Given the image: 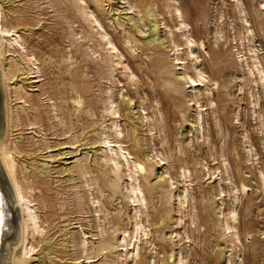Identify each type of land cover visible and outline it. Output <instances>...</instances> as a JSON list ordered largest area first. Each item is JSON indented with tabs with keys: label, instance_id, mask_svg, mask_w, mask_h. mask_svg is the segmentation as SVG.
<instances>
[{
	"label": "rangeland",
	"instance_id": "obj_1",
	"mask_svg": "<svg viewBox=\"0 0 264 264\" xmlns=\"http://www.w3.org/2000/svg\"><path fill=\"white\" fill-rule=\"evenodd\" d=\"M2 1L5 13L8 14H6L8 22L15 24V27L17 26L16 30L22 35L28 54H33L37 57L38 61L36 62L38 64H36V67L38 65V68L41 69V73L36 75L41 76L42 80L39 83H32L34 79L30 77L32 75L35 76V74H24V72L27 73V70L20 56L17 53L8 54L10 59L13 57V60L16 59L18 63H22L13 69L17 75L11 82V87L13 88L16 82L26 86L30 99V103L26 104V108L35 106L39 107L42 111H46L49 109L50 104V107L53 105L58 107H55V109L50 108L54 111L52 113L60 114L57 121L56 119L44 121V124L42 123L40 126L43 131H40L36 126L24 127L26 121L23 119L22 124L18 127V131L14 129L15 132L11 136L12 140L15 138L17 142H21V146L23 147V152L18 157L21 160L22 166L24 163L23 170L29 173L36 171L38 175L37 180L45 185V187L39 185V188L35 191L36 196L41 192L47 202L45 203V208L40 210L41 217L46 220V231L35 255L36 260L39 259L44 264L89 263L86 259V254L79 253L72 244H68L67 248L64 249V245L70 235L79 237L82 235L80 232L84 230L88 233L90 248L94 245L96 246L101 241L113 245L112 249L104 251L103 254L101 253L97 257H94L96 255L95 252L91 253V257H94L91 259L92 264H116L117 256L121 254L122 248L117 247V241L122 237L121 230L127 229L131 231L130 215L134 213L133 205L121 193L114 194L107 182L99 180V184L103 189V194L101 195L103 197L100 199L104 213L94 211V206L91 204L87 205L85 210L77 208V198L80 196L77 191L83 193L84 189H77L82 183H80L81 180L74 173V170L71 169L77 157L82 158L87 154L89 158L91 157V160L88 159V165L97 171L93 174L94 176L96 173L102 174L101 172L107 169L102 161L101 144L93 140L97 139L96 131L98 132L105 125H110L111 120L109 119L111 117L104 118L101 109L103 107L102 98L106 96L104 94L106 93L105 91L112 88L114 94L121 89L127 90L126 110L122 111L124 116L118 119V122L125 128L124 121L130 119L128 122L135 126V136L142 143V146L138 147V150L144 154L146 164L149 163L147 162V155L150 151V140L155 144L154 148L159 152L160 157L163 156L162 158H165V161H162L163 164L158 163L154 165V171L148 177L149 184L140 178L142 184L147 188L145 195L147 196L148 205L146 209L144 206L141 207V220L144 222L148 236L142 235V241L139 242L141 255L137 258V262L139 264H155V261L153 262L155 258L158 264L161 262L164 264H175L176 255L180 251H186L187 249L188 257L186 264H224L225 260L235 261L236 264H264V186L260 185L261 183L254 176L257 169L264 171V133H260L262 129L264 130V126L261 127L260 125L261 119L264 123V91L255 92L257 97H260L259 105L261 106L256 107V111L261 115L260 120H258L257 117H253V106L249 104L250 99L247 90L250 85L246 84L244 86V91H246L244 94H239L236 91V85L240 84L239 78H242L243 75L238 62L237 52L239 50L244 56L245 53H248V48L240 46L242 39L248 36V33H246L245 24L240 19L241 15L233 0H178V6L181 8L184 21L189 25L193 39L197 43H201V40L204 43V49L206 50H201L197 47L195 49L202 64L201 68L207 76H211L217 80L221 86L217 91L214 90V86H211L212 92H214L211 98L216 105L214 108L216 117L212 115L211 107L207 105L208 97L205 95L201 97L200 102L203 106L206 104L204 107L208 108V111L204 112V116L206 117L204 134L206 136L205 139L202 138L200 140H196L193 136L195 131L191 134V123L184 121L182 117L183 114L186 116V119L190 120L194 113L192 111L193 108H188L185 104L179 106L181 101L184 102L186 100L185 98L189 100V97L186 96L189 95L190 88L183 90V94L180 97L181 101H174L167 92L164 80L162 79L171 77L170 73L178 74L181 72L180 66L173 60L175 56L172 53L171 44L166 39L164 33L166 30L162 29L164 28V24L171 29L176 24L175 18L172 15V8H169V0H105V7L107 8L104 7L103 9L102 24L117 44L119 51L124 54L127 65L134 71L136 76L134 82L127 81L121 74L119 67L116 68L115 77H111L110 57L105 50L103 41L97 38H92V40L81 38L86 30H90L87 22L85 23L82 20L81 14L76 11L77 6H84V3L81 1L78 3L74 1L70 2V0ZM85 1L91 6L90 9L94 10L92 1ZM128 2H131L135 8L142 11L140 16L136 13L137 9L129 11L127 8L129 6ZM240 3L244 10L242 16L245 15V18L249 20L250 29L254 33L252 46L258 50L259 58L264 65V10L261 7L260 0H240ZM95 14L99 16L97 10H95ZM151 14H154V17ZM129 16L130 18L135 17L138 19L143 16L144 19L140 22L141 24L158 20L161 28L159 36L161 37L162 44H158L151 49H145L141 43H138L133 48L134 50L132 49L133 52L129 50V45L128 47L125 46V48L123 43L125 41L124 38L128 39L133 35L144 40L148 35L146 34L148 33V26L144 27L146 29L143 28L145 31L142 34L138 33L137 30L134 31L131 27L132 23H128ZM215 18L221 20L222 34L224 36L223 39H219L216 46L214 45V36L211 34V31L214 29ZM117 22L123 24V27ZM177 35L178 33L174 35V40L176 43L181 44L182 41ZM245 41L247 43V39ZM81 43L82 45H80ZM88 47L97 53L98 57L94 53L90 54L91 50ZM90 56L93 58L92 60ZM9 60L7 62H10ZM188 63L190 64V62ZM218 71L221 72L222 76L217 74ZM30 79L33 81H30ZM117 81H120V84ZM222 85H226V88H222ZM32 86H36V89L33 90ZM76 92L82 95L85 104L81 112H78L76 107L73 108L71 104ZM42 94L44 95L42 96ZM129 96L132 99L131 102L128 101ZM17 106L20 115L24 117L25 114L20 112L21 105ZM140 107L146 109L149 115H154L156 130L152 132L153 136L147 133L148 122H142L139 118L140 115L143 116L144 114L142 109L140 110ZM89 108L94 111L93 114ZM32 112L28 110L26 112L30 118L33 117ZM64 112L66 113V117L64 118V123L60 125L59 120L61 117H64ZM234 112H237L238 119L235 118L236 113ZM213 117L216 118V121L220 120L219 127L215 126L216 121ZM159 129L163 130V133L159 132ZM207 129L208 131L206 132ZM38 130L39 133L37 134ZM81 132L82 134H80ZM124 134L127 137L126 129ZM157 134H159L160 138H158ZM248 135L254 151V158L252 157V162L250 163L246 162L247 156L242 146L244 137ZM87 139L91 140L89 145L85 146L84 144L88 142ZM134 139V137H131V141H127L125 146L129 149L135 146ZM160 144L161 146L164 145L161 147ZM71 145L72 147H70ZM213 146L216 153L212 150ZM47 147L50 148L46 149ZM221 148L225 149V151ZM172 149L175 153L172 152ZM179 150H183L184 152L180 153ZM194 158L201 163L203 162L202 164L207 166L205 168L207 171L205 169L202 170L199 165L196 166L193 162ZM156 160L158 161V159ZM34 166L37 169H34ZM180 167H187L189 169L191 177L187 178L186 183H184L186 179L178 175V172H181ZM225 167L230 169L228 173H226ZM65 168L68 169L67 172ZM167 171H169L168 176L166 175ZM210 171L212 174H210ZM201 172H207L205 178H201ZM228 174L232 177L233 181L230 187V182L227 181ZM109 177L113 178L114 174L109 172ZM169 177L175 183V188L171 191L172 194H177L182 187L188 188L189 192L191 191L188 207L185 206L186 210L182 209L183 214L180 212V208H177V199L170 198ZM124 179L123 177L119 180L121 186L125 182ZM242 182H245L247 185L246 194L240 191L238 193L233 192L234 194L229 192L231 191V187H240ZM217 184L222 186L225 192L221 195V198L217 196ZM262 184L264 185V183ZM94 186L92 190L99 188L97 184ZM150 187L153 188L151 192L148 191ZM227 190L228 192H226ZM228 193L229 195H227ZM233 207L238 212V230L241 236V243L236 245L237 249H240L239 258L236 257L235 259H233L235 251L231 249V238L223 235L222 232V222L224 220L222 213L227 215ZM95 212L99 214L96 215ZM145 214L149 216L146 218ZM179 215L182 217V224L178 226L177 217L180 218ZM97 216L101 219L97 220ZM191 216L193 217L192 219ZM17 219L15 222H17ZM189 219L192 220V223L194 222V225L191 224ZM98 224L103 227V237L95 236ZM11 231L13 232L11 238L13 237L12 240H14L17 235V229H12ZM174 233H179V237L175 238ZM48 239L51 241L50 243H47ZM127 239L129 240V238ZM149 242L150 244L151 242L156 244V249L154 248L155 252H153L154 250L150 251L151 249L149 248L151 246H149ZM172 255L175 257H171ZM125 264H133V262L132 260H127Z\"/></svg>",
	"mask_w": 264,
	"mask_h": 264
},
{
	"label": "bare ground",
	"instance_id": "obj_2",
	"mask_svg": "<svg viewBox=\"0 0 264 264\" xmlns=\"http://www.w3.org/2000/svg\"><path fill=\"white\" fill-rule=\"evenodd\" d=\"M71 1L72 2L74 1L75 3H78L81 1L82 3H84V6H79V7L77 6L76 11L81 14L82 20L85 23L87 22L90 30H86L85 34L81 38H83L84 40H86V38H88L90 40H92V38H97L100 41H103V44L105 46V50L107 51V53L109 54V57H110L111 77H113V78L115 77L114 73L116 71V68L119 67L121 74L126 78V80L130 81V82L131 81L134 82L135 77H136L134 74V71L132 70V68L130 66L127 65L124 54L119 51L117 44L114 42L113 38L110 37L109 33L106 31L104 25L102 24V19H103L102 13L104 12L103 9L106 6L105 0H91L92 5L94 7V10L90 9L91 6L89 4H87L85 0H70V2ZM2 2L3 1L0 0V93H1V95H0V218H2V224H0V264H44L41 260H39V259L36 260V256H35L37 254V250H38L39 246L42 243V240H43L42 237L44 236L45 231H46V227H45L46 220H44L41 217L40 210L45 208V206H46L45 203H47V202H46L45 198H43V195L41 192H39L37 196L35 193V191H37V189L39 188V185H43V183L41 181L37 180L38 175H37L36 171L29 173V172H25V170H23L24 163L22 162L23 163V166H22L21 162H20L21 160L18 159L19 155L23 152V147L21 146V142H19V141L17 142L15 140V138L12 140L11 136H12V133L15 132L16 129L18 131V127L22 124L23 119H25V121H26V125H24V127L25 126H31V127L36 126L40 131H43L40 127L42 125V123L46 120L51 121L53 119H56V121H57V119H59L60 114L58 115V114L52 113L54 111H52L50 108L55 109V107L56 108H58V107L54 106V105L50 107V104H49V109L47 108L48 110H46V111H42L39 107H35V106L34 107L30 106L31 108L30 107L26 108V104L30 103V99L28 97V91H27L26 86L24 84H18L16 82L14 87L13 88L11 87L12 86L11 82L14 80V78H16V75H17L15 73V70H13V69L16 68V66L18 64H22V63H18L16 61V59L13 60V57L10 59L8 54L17 53L20 56L21 61L23 62V65L25 66V69L27 70L26 71L27 73L24 72V74H29V75L35 74V76L32 75V77H30V78L34 79V81L32 79H30V81L31 80L33 81L32 83H39L42 80L41 76L36 75V74L41 73V69L38 68V65L36 67V64H38L36 62V61H38L37 57L33 54H28L27 47L24 46L25 41H23L22 35H20L18 33V31L16 30L17 26L15 27V24L8 22L7 16H6L7 13H5ZM233 2L236 4L237 9L239 10V14L241 15L240 19L242 20L243 24H245L244 26L246 29V33H248V36H245L244 39H242V43L240 44L241 47L248 48V50H247L248 53H245V56H244V55H242L243 54L242 52H239V50L237 52L238 62H239L240 67L243 71V75H242V78H239L240 84L236 85L237 86L236 91H238L239 94L240 93L244 94V93H246V91H244V86L246 84L250 85L247 92L249 94L248 97L250 99L249 104L253 106L252 115H253V117H257L258 120H260L261 115H260V113H258L256 111V107L260 106L259 105L260 97H257V94L255 92H260L261 90L264 91V65L259 58L258 50L252 46L254 33L250 29L249 20L245 18V15L242 16V14L244 13V10L242 9V5L240 3V0H233ZM128 4H129V6H127V8L129 9V11L137 9V8H135L134 4H132L131 2H128ZM260 4L262 5L261 6L262 9L264 10V0H260ZM54 8H56V7H54ZM105 8H107V7H105ZM169 8H172V15L175 18L176 24L174 25V27H172V29L164 24V26H163L164 28H162V29L166 30L164 32L166 39L171 44L172 48L170 47V45H169V47L171 48L172 53L175 56L173 60H175L177 62V65L180 66L181 72L178 74L170 73L171 77L162 78V79L164 80V84L167 88V92L170 94L172 100H174V101L175 100L181 101L180 97L183 94V90L186 88L187 89L190 88L189 95L186 96V97H189V100H187V98H185L186 100L184 102L181 101V104L179 106H182L185 104L186 107L193 108L192 111L194 113H193L192 117L190 118V120L186 119V116L183 114H182V117H183L184 121H188L191 123L192 128L190 129V132L192 134L193 131H195V134H193V136L196 138V140H200L202 138L205 139L206 135L204 134V132H205V118L206 117L204 116V112L206 113L208 111V108H205L204 106L206 104L203 106L201 104L200 100H201V97H203L204 95L208 97L207 105L211 107L212 115L214 117H216V112L214 110L216 105H215L213 99L211 98V95H214V92H212L213 89L211 88V86H214V90H216V91L221 86L217 80H215L211 76H207L205 71L201 68L202 64H201V61H199V56L196 54L195 49H196V47L201 49V50L204 49V43L202 42V40L200 41L201 43H197L193 39V36L191 35V32H190L189 25L184 21V16H183V13L181 11V8L178 6V0H169ZM95 10H97V13H99V16H97L95 14ZM61 12H58V13H61ZM136 13L140 16L142 11L137 9ZM58 15H60V14H58ZM13 16H15V15H13ZM60 16H62V15H60ZM151 16L154 17V14H151ZM143 19H144L143 16L139 19L135 18V17L130 18V16H129L128 23L129 22L132 23L131 27L134 29V31L137 30L138 33L142 34L145 31V30H143V28L148 26V33H146L148 35H147V38H145L144 40H142L141 38L135 37L133 35H131V37L128 39L124 38L125 39V41L123 42L124 47L125 46L128 47V45H129V48H130L129 50H131L132 52L134 50L133 48L138 43H141L142 47L143 48L145 47V49H151L152 47H155L158 44H162L161 37L159 36L160 29H161L160 28V22L158 20L157 21L153 20V21L147 22L148 25H147V23L141 24L140 22H142ZM215 19L217 21L216 20H215L216 22L214 21L215 25H214V29L211 31V34L214 36V39H215L214 45L216 46L219 39H223L224 36L222 34L223 31H222V26H221V22H220L222 19L221 18H220L221 20H218V18H215ZM117 23L123 27V24H121L119 22H117ZM144 29H146V28H144ZM176 33H178L177 36H179L180 40L182 41L181 44L176 43V41L174 40L175 39L174 35ZM74 35H75V33H74ZM121 36L123 37L122 34H121ZM165 36L163 34L164 38H165ZM245 39H247V43H246ZM75 40H76V38H75ZM87 43L89 44L88 41H87ZM80 45H82V43ZM30 48H31V46H30ZM88 48L90 49V47H88ZM204 50H206V49H204ZM92 51L93 50H91V52H89V53L90 54L94 53L95 56H97L96 55L97 53H95L94 51L92 52ZM85 53H87V52H85ZM182 54H183V57H182ZM45 55H47V54H45ZM87 55H89V54H87ZM92 59L93 58L91 57V60ZM8 60L10 62H7ZM188 62H190V64ZM23 70H24V68H23ZM217 74H219V76H222L221 72H219V71ZM226 76L228 77L227 74H226ZM229 78H230V76H229ZM127 81H126V83H127ZM117 82L120 84V81H117ZM32 87H33V90L36 89L35 88L36 86H32ZM222 88H226V85H222ZM105 90H107V89H105ZM124 90L125 89H121L118 91L116 90L117 93L114 94L112 88L108 89L107 91H105L106 93H104V94H106V96L104 98H102V106L103 107L101 110H102V113L104 114L103 117L104 118L111 117L109 119V120H111V122L109 123L110 125H105V126H103L104 128H102L101 130L99 129L98 132L96 131L97 139L93 140V141L99 142L101 144V146L100 145L99 146L101 147V152L103 154L102 161H103L104 165L107 167V169L105 171H102L101 172L102 174L96 173L94 176L93 174L97 171L93 170V168H91L88 165V159L91 158V157L89 158L87 156L88 154L82 158L77 157L76 161L74 160V163L72 164L71 169L74 170V173L81 180L80 183H82L81 185H79L80 183L78 184L79 186L77 189H80V188L84 189L83 193H81L80 191H77L80 194V196H78V198H77V203H76L77 208H79L81 210H85L87 208V205L91 204L94 206V209H95V210L93 209L94 211L104 213V211H102L103 205H102V202L100 199L101 197H103V196H101L103 194V189L101 188V186L99 184V180H101L102 182H107V184L110 186V188L114 194L121 193L124 196V198L130 204L133 205L134 213H133V215H130V224L132 225V228H131V231H128L127 229H123L120 231L122 237H121V239H119L117 241V247H119V248L121 247L122 250H121V254L117 256L116 264H125V262L127 260H132L133 264H139L137 262V258H139L141 255V252H140L141 247H140L139 242L142 241V235H144L146 237L148 236V232L146 231V227L144 226V222L141 220V217H142L141 207L144 206L146 209L147 205H148L147 196L145 195V190H147V188L144 184H142V181H140V178H142V180H144V181H147L149 184L150 182L148 180V177H149V174L154 171V167H155L154 165H157L158 163H162V161L165 158H162L163 156L160 157L161 155L154 148L155 144L153 143L152 140H150V142H149L150 151L147 155V162H149V163L146 164L144 154L138 150V147H141L142 143L135 136V133H136L135 126L133 124H131L130 122H128L130 119H128L127 121H124L125 128L123 127L122 124H119L118 119H121L124 116V114H122V111L126 110L125 107L127 105V103H125V101H126L128 95H127V90H125V91ZM43 95L44 94H42V96ZM39 96H41V95H39ZM32 99L35 100L34 98H32ZM155 99H156V97H155ZM131 100L132 99L129 96L128 101L131 102ZM63 102H64V99H63ZM13 103H14V105H13ZM71 104L73 105V108L76 107V110L78 112H81V110L84 108L85 104L83 102V97L79 92H76L75 98L73 99V103L71 102ZM17 105H19V106L21 105L20 106V108H21L20 112L25 114L24 117L20 115ZM155 106H156V103H155ZM228 108H230V107H228ZM70 109H72V108L70 107ZM141 109H142L144 114H143V116L140 115L139 118L141 119L142 122H146V123L148 122V132L147 133H149L150 136H153L152 132H154V130H156V123H154V118H153L154 115H152V114L149 115V113H147L146 109H144L143 107L142 108L140 107V110ZM27 110L33 111L32 112L33 113L32 118H30L29 115L26 113ZM90 111L93 114L94 111H92L91 109H90ZM237 112H234V113H236L235 114L236 119H238L237 118L238 117ZM158 113H159V111H158ZM234 113H233V115H234ZM63 114H64V117H61V119L59 120L60 125L64 123V118L66 117V113L64 112ZM209 119H210V117H209ZM214 119L216 121V118H214ZM236 119H234V120H236ZM162 122H164V121H162ZM232 123H233V121H232ZM260 125H261V127L264 126L262 119H261ZM207 126H208V124H207ZM215 126L216 127L220 126V120L216 121ZM164 127H165V125H164ZM125 129L127 130V137L125 136L126 134H124ZM161 129H159V132L161 131L163 133V130H161ZM39 130L37 131V134L39 133ZM33 131H35V130H33ZM207 131H208V129L206 130V132ZM259 131H261V130H259ZM263 131L264 130L262 129V131L260 133H264ZM80 134H82V132ZM245 134H246V132H245ZM157 135H158V138H160L159 134H157ZM147 136H149V135H147ZM131 137L135 138L134 142L136 144L131 149H129L127 146H125V143L127 141H131ZM87 140H88V142L84 144L85 146L89 145V142L91 139H87ZM44 142L46 143L45 140H44ZM75 143H77V142H75ZM178 144H179V142H178ZM145 145H146V143H145ZM160 146H161V144H160ZM242 146H243L245 154L247 156L246 162L247 163L252 162V157H253L254 151H253V148L250 144L249 135L244 137ZM70 147H72V145ZM219 147H220V145H219ZM49 148L47 147L46 149H49ZM87 148L89 149V147H87ZM173 148H174V146H173ZM82 149H83V147H82ZM177 149H179V148H177ZM221 149L223 150V148H221ZM212 150H214V146H213ZM223 151H225V149ZM76 152H78V151H76ZM76 152H74V153L76 154ZM172 152L175 153L174 150ZM179 152L182 153L184 151L179 150ZM214 152H215V150H214ZM70 154H73V153H70ZM49 157L51 158V156H49ZM191 157H190V160H191ZM206 157H207V155H206ZM244 157H245V155H244ZM156 159H158V161ZM255 160H256V158H255ZM151 161H153V162H151ZM187 162H188V160H187ZM193 162H194V164H196V166L199 165L202 170L207 167L204 164H202L203 162L201 163L196 158L193 159ZM26 164H27V162H26ZM244 164L246 165L245 162H244ZM178 167H179V165H178ZM187 167H180L181 172H178V175L182 176L183 179H186L185 181L183 180L184 183L187 182L188 177L189 178L191 177L189 169H187ZM217 168H219V167H217ZM34 169H37V168H35V166H34ZM205 170L207 171V169H205ZM229 170L230 169H228V167H225L226 173H228ZM65 171L67 172L68 169H66ZM108 171L114 174L113 178L109 177ZM256 171L257 172L255 173L254 176L257 177L259 183H261L260 185L264 186L262 184V183H264V171L258 170V169ZM42 172L44 173V171H42ZM167 172L168 173H166V175L169 174V171H167ZM163 173H165V172H163ZM163 173H162V176H163ZM216 173H217V171H216ZM206 174H207V172L200 174V175H202L201 178H205ZM208 174H209V172H208ZM210 174H212V172ZM229 174H231V173H229ZM229 174L227 176V181L230 182L229 183V187H230V184H233V181H232V177H230ZM175 175H173V176H175ZM211 176H213V175H211ZM123 177L125 178L124 179L125 182L121 186L119 184V180ZM158 177H161V176H158ZM106 178H108V180H106ZM210 178H212V177H210ZM73 180H75V179H73ZM168 180L170 181V191H169L170 198L171 199L172 198L177 199V201H176L177 202V208L179 207L180 212L183 214L182 209H185V206L188 205L190 197H191V191L189 192L188 188L182 187V188H180V190L178 192L176 191L177 194H172L171 191L173 188H175L174 187L175 183H173V181L171 180V177H169ZM189 182H190V180H189ZM96 184L99 185V188L96 190H92V187ZM43 186L45 187V185H43ZM262 186H261V188L263 189ZM72 188H74V187H72ZM247 189L248 188H247V185L245 184V182H242L240 184V187H236V186L231 187V189H230L231 191H229V192H232V193L237 192L238 193V191H240L243 194H246ZM152 190H153V188L150 187L148 191L151 192ZM216 192H217V196H219L220 198H221V195H223L225 193L223 187L219 186V185H218V189H216ZM226 192H228V190ZM227 195H229V193ZM192 196H193V194H192ZM97 205L99 206L98 208L101 207L100 210H98ZM222 207H221V209H222ZM195 209H196V207H195ZM98 214L99 213H96V215H98ZM145 215H146V218L149 216L147 214H145ZM222 215L224 217V220L222 222V232H223V235H227L228 237L231 238V243H232L231 249L233 251H235V255H233V259H235L240 254V252H239L240 249H237L238 247L236 245L241 243V236L239 235V230H238V225H239L238 212H237V209H235V207H233L230 209V211L227 215H225L224 213H222ZM93 217H95V216L93 215ZM179 217H180V215H179ZM46 218H47V216H46ZM96 218H97V220L101 219L98 216ZM192 218L193 217L191 216V219ZM16 219H17V222H15ZM177 219H178L177 225L179 226V224H182V217H180V218L177 217ZM190 221H191V224L194 225V222L192 223V220H190ZM154 223H155V221H154ZM183 223H184V219H183ZM82 227H84V226L82 225ZM12 229H17V232H16L17 235H16V238L14 240H12L13 237L11 238V234H13V232L11 231ZM96 229H97V232H96L95 236L103 237V232H104L103 227L98 224L96 226ZM110 229H111V227H110ZM80 233H82V235L79 237H75L73 235H70L67 238V241L64 245V249L67 248L68 244H72V246L74 248H76L79 253L86 254V259L89 261V263H87V264H92L91 259H93L94 257H97L101 253L103 254L104 251H107L108 249L113 248L112 244L106 243L105 241H101L100 243H97L96 246L94 245L92 248H90V240H89L88 233L85 230L83 232H80ZM261 233H263V232H261ZM178 234H175L174 237L178 238L179 237ZM127 238H129V240ZM145 241H147V240L145 239ZM48 242L50 243L51 241H49V239H48L47 243ZM229 242H230V240H229ZM149 244H150V242H149ZM147 245H148V243H147ZM149 246H151V248H149V249H151L150 251H153L154 248L156 247V244L151 242V244ZM40 250H41V248H40ZM94 252L96 253V255L94 254L95 256L91 257V255H92L91 253H94ZM153 252H155V250ZM156 253L158 254V252H156ZM171 257H175V256L172 255ZM187 257H188L187 249H186V251L182 250V251H180V253H178L176 255L174 262H175V264H186L187 263L186 262ZM150 260H151V258H150ZM154 261H155V264H158V262L156 261L155 258L153 259V262ZM229 263L236 264L235 261H232V260H225V262H224V264H229ZM160 264H164V263L161 262Z\"/></svg>",
	"mask_w": 264,
	"mask_h": 264
},
{
	"label": "snow or ice",
	"instance_id": "obj_3",
	"mask_svg": "<svg viewBox=\"0 0 264 264\" xmlns=\"http://www.w3.org/2000/svg\"><path fill=\"white\" fill-rule=\"evenodd\" d=\"M0 224H2V218H0Z\"/></svg>",
	"mask_w": 264,
	"mask_h": 264
}]
</instances>
